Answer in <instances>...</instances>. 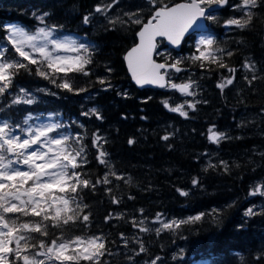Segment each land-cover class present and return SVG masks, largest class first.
Segmentation results:
<instances>
[{"label":"trees","instance_id":"16d2710c","mask_svg":"<svg viewBox=\"0 0 264 264\" xmlns=\"http://www.w3.org/2000/svg\"><path fill=\"white\" fill-rule=\"evenodd\" d=\"M179 1L188 0L163 3ZM237 3L229 0L227 6L216 9L215 20L207 21L214 48L223 50L216 54L228 68L236 69L234 74L207 61L204 67L192 61L197 55L194 35L186 38L178 52L158 41L157 60L170 63L180 55L182 70L169 71L170 81L195 82V95L187 96L170 87L138 89L125 67L124 54L136 43L140 27L132 21H146L160 6L159 0L155 5L145 0H0V42L5 26L18 24L34 30L43 26L37 17L47 12L45 22L57 26L58 36L69 35L95 46L87 75L61 73L52 82L31 66L30 72L20 70L12 86L0 95V120L24 126L27 114L52 113L55 123L62 125L59 133L79 136L87 163L77 171L95 184L77 195L86 205L83 214L89 215L88 222L50 226L49 237L36 234L38 239L61 234L65 238L101 236L108 251L100 264H151L156 257H160L156 264H264V196L251 194L264 185V2L252 9L254 18L245 29L225 24L239 18L232 7ZM106 5L111 8L95 11ZM84 16L89 23H84ZM162 50L170 54L168 60ZM8 56L14 57L10 46ZM246 62L255 65L254 72L244 67ZM253 75L257 79L252 80ZM226 78H233V83L219 88ZM63 79L69 80L74 91L58 87ZM20 89L30 94L32 104L12 103L23 95ZM164 101L173 107L184 104L187 117L169 111ZM213 126L227 137L218 144L209 140ZM166 135L169 139L164 140ZM97 137L101 138L98 143ZM101 151L107 153V166L99 162ZM105 175L110 183L103 182ZM194 179L199 183L194 185ZM249 208L256 214L246 215ZM200 213H204L200 221L159 234L155 231L161 227L158 215L168 222ZM141 220L151 231L133 226V221ZM137 240L146 251H139Z\"/></svg>","mask_w":264,"mask_h":264},{"label":"snow or ice","instance_id":"6c2138e0","mask_svg":"<svg viewBox=\"0 0 264 264\" xmlns=\"http://www.w3.org/2000/svg\"><path fill=\"white\" fill-rule=\"evenodd\" d=\"M157 2L158 0H149L152 5ZM228 2L229 0H188L186 3L169 7L163 0H159L160 6L147 23L141 18L133 20V23L142 25L137 34L138 44L126 56L128 68L135 82L140 86L152 84L161 88L170 87L187 96L195 95L192 90L194 81L177 84L166 79L168 72L161 70L174 69L180 72L182 69L178 65L181 64V60H175L171 64L157 63L153 59L157 48L156 39L164 37L173 45L179 46L185 34L194 26L206 30L203 21L215 20L216 9L227 6ZM262 2L264 0H242L240 4L233 5L232 7L240 9L243 15L240 18L228 19L225 24L239 29L247 28L254 18L252 9L259 7ZM109 8L111 5L98 6L95 11L105 12ZM48 15L46 12L37 17L43 26H37L34 30L19 25L5 26L6 35L0 42V95L12 86L13 79L20 70L30 72L31 66H36L37 75L52 82H55V78L61 73L65 76L71 72L88 74L85 69L91 63V50L95 46L80 43L70 37H59L57 26H49L45 22ZM117 20L110 23H116ZM83 21L85 24L89 23V17L84 16ZM215 43L213 36H201L197 43L199 54L193 55L192 61H200L201 67H204L203 62L207 61L218 67L227 68L234 74L236 69L228 68L222 57L216 54L217 51L223 50L215 49ZM9 46L14 53L13 58L8 56ZM227 55L231 56L232 53L228 52ZM244 67L249 71H255V65L251 62H246ZM233 78H226L218 87L223 89L231 85ZM255 79L257 77L253 75L252 80ZM251 82L249 80V83ZM58 87L74 91L68 79H63ZM20 92L23 95L16 96L13 104L34 102L25 89H20ZM163 103L169 111L187 117L184 104L173 107L168 101ZM188 107L194 109L195 104L188 103ZM91 111L96 113V109ZM96 114L99 118V114ZM31 119L39 120V117L30 116L25 119L23 124L27 125L26 128L20 124L13 126L7 120H0V264H85V262L100 264V258L108 251L101 236L65 238L61 234L48 240L38 239V236L49 237L50 226L62 228L78 220L88 222L89 215L83 214V207L86 205H81L77 195L83 188L89 186L95 188V184L77 171L87 163L80 137L59 133L57 130L62 127L59 123L30 125ZM54 132L57 133L55 137L52 135ZM209 133V140L213 143L218 144L227 138L226 134L214 131V126L209 129ZM100 139L96 138L97 143ZM163 139L167 140L169 136L166 135ZM134 142L129 140L130 144ZM106 156L107 153L101 151L98 159L101 164L107 166L104 159ZM221 164L226 166L224 161H221ZM109 174L116 176L115 172ZM116 178L125 179L124 176ZM103 182L110 183L108 175H105ZM198 183V180H193L194 185ZM262 189L264 185H258L251 194L264 196ZM181 194L187 195L186 192ZM113 202L119 203L115 198ZM140 211L143 212L142 209ZM255 214L252 208L246 212L248 216ZM203 216L204 213H200L185 220L163 222L158 215L156 220L161 223V227L155 231L159 234L162 230H176L182 225L200 221ZM27 217L32 219H24ZM143 224V220L138 224L133 221V226L139 227L140 231H151ZM121 236L123 237V234ZM137 243L140 244V252L146 251L142 241L137 240ZM159 259L160 257H156L151 264H156Z\"/></svg>","mask_w":264,"mask_h":264},{"label":"water","instance_id":"95a60500","mask_svg":"<svg viewBox=\"0 0 264 264\" xmlns=\"http://www.w3.org/2000/svg\"><path fill=\"white\" fill-rule=\"evenodd\" d=\"M145 1H146V2H149V0H145ZM186 2H188V1H179V2H176V3H174V4L169 5V7L174 6V5H176V4H180V3H186ZM158 7H159V6H157L156 8H158ZM214 7H215V6H214ZM156 8L153 10L151 16L154 14V11L156 10ZM151 16L148 17V18L146 19V21H144V23H147V21L151 18ZM203 24L206 25V30L197 29V28H195V26H194L193 29H190L189 32L185 34V37H184V39L181 41V43L179 44V46H177V45H173L172 43H170V42H169L166 38H164V37H157V39H156V44H158V41L162 40L168 49H172V50L178 52V51L181 50L182 44H183L184 40H185L187 37H189L190 35H192V34H194V33H196V32L201 33V32H207V31H209V30H208L209 27H208L207 21H203ZM141 27H142V25H140V27H139V29H138V31H137V33H136V43H135L133 46H131V47L125 52V54H124V63H125V67H126L127 73H128V75H129V77H130V79H131V82L134 83V85H135L138 89H145V88H160V89H163V88H166V87L161 88V87H159V86H157V85H152V84H147V85H144V86H140V85H138V84L135 82V80L132 78L131 72H130V70H129V68H128V64H127L126 56H127V53H128L133 47H135V46L138 44V42H139V38H138V35H137V34H138V32L141 30ZM155 56H156V52L153 54V59H154L157 63H164V62H162V61L157 60V59L155 58ZM167 64H171V63H167ZM178 67H180V66L178 65ZM180 68H181V67H180ZM181 69H182V68H181ZM161 71H162V72H164V71H167V72H168V71H174V72H176L174 69H167V70L162 69ZM166 79H167V78H166Z\"/></svg>","mask_w":264,"mask_h":264},{"label":"rangeland","instance_id":"374dc122","mask_svg":"<svg viewBox=\"0 0 264 264\" xmlns=\"http://www.w3.org/2000/svg\"><path fill=\"white\" fill-rule=\"evenodd\" d=\"M238 1V3L237 4H240L241 2H242V0H237ZM169 6V5H168ZM237 9V8H236ZM237 13H238V17L240 18L242 15H243V13H242V11L240 10V9H237ZM129 15H130V13H129ZM122 16L123 17H125L126 15L125 14H122ZM134 16H131V18H133ZM9 25H18V24H9ZM20 26V25H19ZM192 35H194V48L196 49V51H197V43H198V40L201 38V36H208V35H211L210 33H208V31L207 32H201V33H198V32H196V33H194V34H192ZM59 37H70V38H74V37H71V36H69V35H61V36H59ZM75 39V38H74ZM186 40V39H185ZM184 40V41H185ZM161 52H163V53H165L164 55H165V57H166V59L168 60L169 59V57L168 56H170V54H168V53H166L164 50H162ZM159 52L157 51V54H158ZM63 54V53H62ZM67 55H75V53H66ZM156 54V55H157ZM199 53L197 52V55H198ZM183 56V55H182ZM179 58H180V55L178 56V57H174V59H171V61L173 60V62L175 61V60H179ZM162 62H164V61H162ZM173 62H170V63H173ZM164 63H169V62H164ZM169 72V71H168ZM174 72V71H173ZM174 73H178V72H174ZM188 80H181V81H178V82H175V83H177V84H181V83H185V82H187ZM33 117V118H35V117H39V120H36V119H31V120H29V124L30 125H38V124H47V123H55V121H54V115L52 114V113H46V114H43V115H32V114H27L26 115V117H25V119H28L29 117ZM22 127H27V125H24V126H22ZM52 135L55 137L57 134H55V133H52Z\"/></svg>","mask_w":264,"mask_h":264}]
</instances>
